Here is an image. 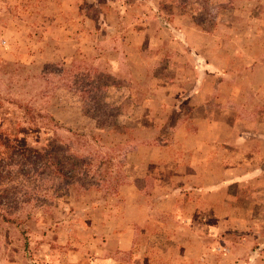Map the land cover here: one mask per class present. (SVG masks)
<instances>
[{
    "label": "rangeland",
    "instance_id": "rangeland-1",
    "mask_svg": "<svg viewBox=\"0 0 264 264\" xmlns=\"http://www.w3.org/2000/svg\"><path fill=\"white\" fill-rule=\"evenodd\" d=\"M202 1L206 7L208 0H0V128L8 132L14 122H27L12 101L51 117L36 119L39 130L26 128L17 134L14 157L20 163L9 166V174H0V264H90L91 257L102 251V244L114 238L112 229L126 231V222L143 221L153 214L154 196L140 190L137 203L143 211L133 218L137 209L130 196L138 192L117 185L128 181L123 165H133L150 144L159 149L168 146L169 128L179 108H170L166 102L179 92L166 90V85L193 81L186 70L181 71L185 60L180 45H172L168 39L181 34L174 25L180 23L176 15L192 2ZM225 1L217 13L216 8L207 7L195 13L204 28L211 29L212 22H217L214 14H220L219 21L228 19ZM238 1L241 10L234 30L239 35L246 33L243 23L248 12L245 0ZM255 2L258 0L252 4ZM254 6L250 13L255 17L258 10ZM135 22L141 24L134 31ZM148 34L160 40L148 43ZM228 34L221 29L220 35ZM139 36L140 44L134 41ZM224 53L230 54V46ZM239 62L243 60H236L232 68ZM211 69H218L217 63L205 68ZM213 80L205 76L206 85ZM239 81L245 82L243 76ZM146 99L147 106H134ZM99 100L112 108L103 125L84 111L88 104L90 112H95ZM134 114L142 117L134 118ZM64 129L93 135L96 145L109 148L106 156L110 157L101 163L100 174L108 180L114 177L118 184L103 191L95 184L82 186L80 179L61 183L50 175L51 166L44 156L55 148L56 141L59 144ZM23 144L38 149L40 155L30 161L21 158L27 151L18 147ZM173 149L164 150L171 157ZM4 150L0 145V152ZM166 152L157 155L159 168H165ZM4 156L0 153V166L5 164ZM205 157L210 166L203 172V180L202 172H198V181L197 172H189L193 182L203 181V188L183 184L163 188L170 190L178 216H166L164 205L158 203L160 216L166 218H158L157 213L136 225V250L132 247L121 254L120 264H243L242 259H247L250 252L244 239L252 217H257L256 227L264 225L262 205L252 202L256 194L252 187L220 182L212 155ZM22 160L29 164L35 160L36 164L24 165ZM197 210L205 212L202 219H197ZM190 212L191 217H184ZM261 251L264 264V249Z\"/></svg>",
    "mask_w": 264,
    "mask_h": 264
},
{
    "label": "crops",
    "instance_id": "crops-1",
    "mask_svg": "<svg viewBox=\"0 0 264 264\" xmlns=\"http://www.w3.org/2000/svg\"><path fill=\"white\" fill-rule=\"evenodd\" d=\"M237 1L227 0L228 19L224 22L219 21L220 14H214L213 18L217 22L215 20L212 22L211 29L204 28L195 13L199 14L206 7V9L216 8L214 11L217 13L220 5L226 2L225 0H208L206 7L204 1L200 4L192 2L195 6L190 5L189 9L185 7L179 16L176 15V18H180V23L174 25L181 34L175 37L170 36L168 41L172 45H180V56L185 60L181 71L186 70L193 81L178 86L166 85V90L179 92L178 97L169 98L166 105L180 109H176L178 116L169 128L171 136L168 146H161L162 148L159 149L151 147L150 144L148 149L145 148L146 153L140 155L141 158H137L133 165L126 166L128 170L123 165L128 181L117 185L119 188L132 187L138 192L130 196L137 209L133 218H139L143 211L139 208L140 190H144L146 196H154L156 201L154 212L143 221L126 222L125 227L128 228L126 231L115 232L112 229L114 238L102 244L100 247L102 251L91 257L90 264H120L121 254L132 247L136 250L134 244L136 225H142L146 220L156 217L154 215L162 211L158 203L164 205L162 208L166 216L177 217L178 213L174 212L173 203H171L173 199L171 200L170 190L162 189L181 187L182 184L187 187L195 185L203 188V181L193 182L194 178L189 172H197L195 181H198V172H202L203 180V172L210 166V164L206 165V155H212L213 169L218 170L220 182L252 187V192L256 193L252 202L262 205L261 211L264 210V0H258L256 4H252L253 0H245L243 5L248 13L245 15L243 24L246 27L244 30L246 33L239 35L234 30L238 21L237 15L241 10L240 1ZM254 5L258 10L255 17L250 13L253 12L251 10L254 9ZM139 24L141 22L135 24L134 31L139 29ZM221 29L229 34L220 35ZM158 40H160L159 36L155 38V35L148 34L145 41L153 43ZM134 41L140 44L142 38L139 36L134 38ZM256 44H258L257 47H255ZM226 45L230 46L229 55L224 53ZM208 46H210L207 50L209 54L206 56ZM209 55H212V63L209 62ZM236 60H243V62H239L237 68H232L236 67L232 65ZM215 63L218 69L205 70ZM205 76L214 79L212 84H205ZM241 76L245 80L244 83L239 81ZM156 89H160V86ZM240 92L243 93L239 94ZM147 103L149 104L148 99L141 100L134 106L141 109L144 105L147 106ZM139 115L134 114L133 117H142ZM168 147L174 148L171 157L164 150ZM162 152H166L167 155L164 160V169L159 168L160 165L157 163V155ZM134 153L136 155L137 150ZM222 156H226L223 163ZM230 197L232 198L231 195ZM127 199L129 198L126 197L125 200ZM197 202L199 203L198 200ZM229 208L232 211V207L229 206ZM204 213L197 210L199 215L197 219H202L201 216H204ZM182 214H185L184 211ZM191 216L192 212L184 217ZM214 216L221 219L215 212ZM158 218L166 217L160 216L159 213ZM245 218L248 217L245 216ZM251 220L247 239H244L247 240L244 244L250 253L247 259H242V263L263 264L259 254L264 249V225L260 228L256 227L258 226L256 216ZM221 237L218 233V238ZM257 238L260 240L256 241ZM231 249L226 250L231 252Z\"/></svg>",
    "mask_w": 264,
    "mask_h": 264
},
{
    "label": "trees",
    "instance_id": "trees-1",
    "mask_svg": "<svg viewBox=\"0 0 264 264\" xmlns=\"http://www.w3.org/2000/svg\"><path fill=\"white\" fill-rule=\"evenodd\" d=\"M12 103H14L16 107L21 108L22 115L27 122L25 125H21L17 121L14 122V126H12V129L10 128L11 130L8 132L0 128V145L5 147L4 152H0L5 153V164L0 166V174L2 172L9 174L10 171L7 168L11 165L13 166L20 163V161L17 163V160L14 157L17 134L26 128L39 130L40 126L36 125V119L38 121H44L51 118L47 112H42L40 110L34 111L30 106L22 105L15 101H12ZM95 108V112H90L88 104H84V111L90 113V115L96 120V124L103 125V123L109 119L112 108L104 100H99V103ZM63 131H65L66 134L63 136L59 135V137H61L59 144L56 141L54 145L55 148L44 156V158H47L46 160H49L47 164L51 166L50 175L54 176L61 183L69 180V183L71 184L73 181L80 179L81 182H84L81 183L82 186H94L95 184L104 188L103 191L112 187L114 182H116L114 177L108 180L102 176L103 174H100L102 173V170L100 171L101 163H103V160L110 157L106 156L109 148L104 150L105 147L103 145H96V139L93 135H86L69 129H64ZM86 139H91L92 142L89 143ZM4 140L6 142H4ZM18 147L22 150H27L21 158L27 157L26 159L29 161L30 158H35L40 155L38 149L32 148L28 145L23 144V146ZM28 154L31 155V157H28ZM22 162L24 165L28 166L36 164L35 160H31L32 164H29V162L24 160H22ZM28 177H31V175ZM116 184H118V182H116L115 185ZM1 218L3 219L2 216Z\"/></svg>",
    "mask_w": 264,
    "mask_h": 264
}]
</instances>
